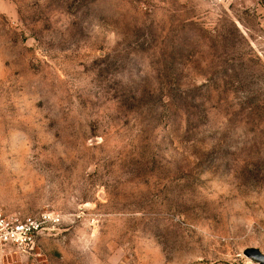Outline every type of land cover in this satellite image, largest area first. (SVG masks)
Segmentation results:
<instances>
[{"label": "rangeland", "instance_id": "1", "mask_svg": "<svg viewBox=\"0 0 264 264\" xmlns=\"http://www.w3.org/2000/svg\"><path fill=\"white\" fill-rule=\"evenodd\" d=\"M0 206L60 216L22 264H258L264 0H0Z\"/></svg>", "mask_w": 264, "mask_h": 264}, {"label": "built area", "instance_id": "2", "mask_svg": "<svg viewBox=\"0 0 264 264\" xmlns=\"http://www.w3.org/2000/svg\"><path fill=\"white\" fill-rule=\"evenodd\" d=\"M60 216L54 212H40L21 217L7 213L0 206V264H22L33 256L38 237L54 228Z\"/></svg>", "mask_w": 264, "mask_h": 264}, {"label": "water", "instance_id": "3", "mask_svg": "<svg viewBox=\"0 0 264 264\" xmlns=\"http://www.w3.org/2000/svg\"><path fill=\"white\" fill-rule=\"evenodd\" d=\"M244 254L249 257L250 259L254 260L258 264H264V254H262L256 248H250L245 250Z\"/></svg>", "mask_w": 264, "mask_h": 264}]
</instances>
